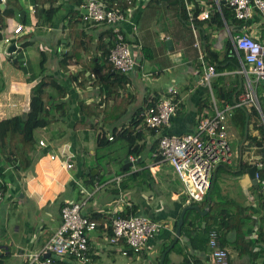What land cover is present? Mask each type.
Returning a JSON list of instances; mask_svg holds the SVG:
<instances>
[{"label":"crops","instance_id":"crops-1","mask_svg":"<svg viewBox=\"0 0 264 264\" xmlns=\"http://www.w3.org/2000/svg\"><path fill=\"white\" fill-rule=\"evenodd\" d=\"M1 1L4 5L3 8L0 6L1 12L11 7L13 13L11 17L2 14L0 17V121L26 114L31 92L44 77H51L66 90L64 101L68 111L42 129L44 131L34 132L36 146L27 170L5 167L1 179L4 195L0 203V258L6 259V264H26L29 254L42 253L59 226L61 208L75 202L84 204V215L100 217L98 227L88 237L90 261L85 264H161L162 257V264H211L209 247L204 251L195 250L190 240L195 241L199 231L204 230L206 220L203 217L211 206L213 182L221 166L213 170L210 189L201 202L186 203L185 192H178L169 185L173 180L169 173H173L165 164L162 171L166 179L159 191L147 169L154 162L152 154L157 149V138L151 130L137 128L138 115L169 88H175L179 110L164 129V134L193 133L198 121L207 114L204 110L209 109L203 101L211 100V96L208 87L198 82L202 70L193 67V54L189 52L193 44L185 39V30L192 31L200 50L217 57L215 61L220 63V70H215L217 76L212 80V90L216 92V84L231 87L236 83L238 86L239 79L242 81L236 74L239 65L235 53L231 45L228 48L229 34L234 37L246 33L262 42L263 19L257 14L244 21L234 18L238 22L224 23L221 33L212 18L218 11L213 0H131L125 13L123 32L137 65L128 75L114 71L109 80L104 81L102 74L107 73H103L102 44L107 51L111 32L108 27L81 20L85 14L82 8L85 0L78 4L69 0H41V5L35 0ZM96 1L106 5L111 0ZM77 11L78 15L74 14ZM202 12H208L209 18L194 20L191 24L188 13ZM154 15L158 17L154 18ZM73 21L77 23L73 24ZM18 26L23 30L14 35L13 30ZM6 37H12V43L5 44L3 39ZM26 41L31 44L24 48L22 45ZM12 45L15 47L11 52ZM66 55L71 57L65 59ZM210 62L213 61L209 58L208 64ZM185 64L186 69L182 68ZM78 73H82L81 80L74 79ZM180 76L186 82L184 88H178ZM164 81L168 82L165 84ZM156 85L158 91L154 89ZM48 93L57 95L53 90ZM89 104L92 109L87 113H93L91 117L81 113L80 108ZM227 124L228 130L233 126L240 138L238 120L230 118ZM98 125H102L106 139L104 145L97 147L115 143L116 152H121L115 157L119 172L111 163L93 169L85 166L81 155L87 143L84 136L86 130H94ZM105 127L109 130L105 131ZM258 132L253 120L248 125V135L260 141ZM110 135L114 138L112 141L107 140ZM40 141L44 143L43 147L39 145ZM129 145L135 146L134 153L125 158ZM239 147L240 143L237 151ZM242 148L243 156L238 154L234 158L237 163L233 172L237 173L239 184L231 185V194L237 203L221 198L214 200L241 218L242 235L223 229L219 243L228 253L229 264H264V242L258 237L264 215V194L247 174L253 166L245 164L249 151L254 157L259 155L254 153L255 148L250 149L246 140ZM125 160H128L126 165ZM2 161L0 157V166ZM65 162L71 163V169H66ZM125 177L131 181L125 183ZM208 199L210 205L207 208ZM190 206H197L200 213L186 210L185 213L189 212L186 228L176 237L175 223L178 224L182 209ZM131 213L148 216L161 224L162 229L140 255L128 252L124 256L122 248H112L105 238L111 232V219L117 215L128 217Z\"/></svg>","mask_w":264,"mask_h":264},{"label":"built area","instance_id":"built-area-1","mask_svg":"<svg viewBox=\"0 0 264 264\" xmlns=\"http://www.w3.org/2000/svg\"><path fill=\"white\" fill-rule=\"evenodd\" d=\"M218 10L221 7L229 9L238 21L251 19L254 14L260 15L264 21V0H213ZM130 4V3H128ZM86 13L82 16L84 23H91L108 27L113 36V46L110 49L109 60L114 71L120 75L130 74L137 65L131 54L130 46L123 32L126 15L120 9H107L103 3L96 0H85L82 6ZM209 18L208 12L194 15L188 13V19L205 21ZM18 26L13 30L14 35L22 32ZM264 36V32L262 34ZM230 43L238 61L236 74L242 78L241 92L233 105H219L214 97L211 81L217 76L215 67L206 62L207 55L200 50L198 43L194 44L199 50L198 59L202 68L199 79L201 86L208 87L211 96L213 113L202 117L193 133L180 136L166 135L164 129L170 124L172 117L179 110L180 101L177 99V90L169 88L166 93L153 100L138 115L137 128L151 130L157 138V149L152 154L154 162L147 166L155 187L161 190V184L166 179L162 165H167L173 175L187 189L186 203L201 202L211 186L212 172L216 167L229 165L234 156L241 154L242 150L232 152L227 141V121L233 116L236 109L248 110L254 108L260 115L256 120L258 128L264 126V117L257 95L258 87L261 88V99L264 107V40L260 42L256 37L242 33L232 37ZM12 37L3 39L5 44L12 42ZM253 76V78H251ZM259 134V132H258ZM108 141L113 140L110 135ZM41 147L43 142H39ZM250 152V151H249ZM248 152L245 164L255 166L254 178L264 194V177H261L263 165L261 157H254ZM54 159V157H51ZM66 169H71L70 162H65ZM1 182V180H0ZM3 198L0 190V203ZM84 204L66 203L60 210V223L51 239L44 246L42 253L27 256L26 264H85L90 261L88 246L89 234L98 227L82 213ZM162 229V225L153 221L148 216L131 215L128 217L116 216L111 219V234L107 238L108 244L122 248V255L128 252L140 255L147 243L155 238ZM215 233H211L209 246L213 249L211 264H228V253L218 247ZM48 258H42L43 254Z\"/></svg>","mask_w":264,"mask_h":264},{"label":"trees","instance_id":"trees-1","mask_svg":"<svg viewBox=\"0 0 264 264\" xmlns=\"http://www.w3.org/2000/svg\"><path fill=\"white\" fill-rule=\"evenodd\" d=\"M37 5H41V0H35ZM47 2H52V0H46ZM59 1V0H55ZM70 2H75L76 4L80 3V0H69ZM152 1V0H151ZM2 1L0 0V5ZM130 3V4H128ZM132 1L131 0H111L109 2H106V8L107 9H120L123 13H126L127 9L130 7ZM174 7L176 8V2L174 4ZM13 13L12 8H6L2 12L0 10V17L2 15L6 17H11ZM182 13V10H181ZM184 13V12H183ZM181 14L182 20L184 21V15ZM197 13V12H196ZM2 14V15H1ZM74 14L78 15V11L74 12ZM258 17L261 18L260 15ZM213 20L215 23L218 24V26L221 28L223 27L224 23L228 24V22L232 21L237 23L233 17V14L225 8L221 7V12L215 11L213 14ZM230 19V21H229ZM82 20V16H81ZM249 20V19H248ZM77 21H73V24H76ZM241 23V22H240ZM111 32V31H110ZM264 32V30H263ZM263 34V33H262ZM110 35V43H107V51H105V44H102L103 52H104V66H103V73L104 71L107 74H102V79L104 81H108L110 78V73L114 72V68L112 63L109 60L110 55V49L113 46V36L112 33H109ZM1 38V35H0ZM99 41V40H98ZM100 42H102V37L100 38ZM31 42H24L22 47L30 46ZM231 43H229L228 48H231ZM196 48V47H195ZM105 49V50H104ZM197 49V48H196ZM198 50V49H197ZM199 54V51H198ZM208 60L209 58L213 61L210 62V64L215 66V70H220V63L216 62L215 59L217 58L215 54H212L211 52H207ZM234 56V55H233ZM67 57H71L66 55L65 59ZM199 61V59H198ZM235 65L236 61L233 59L232 61ZM217 64V65H216ZM116 74V73H114ZM78 78H82V73H78L75 76V80H78ZM212 82V81H211ZM212 87V83H211ZM237 83L236 85H233L231 87H226L225 85L219 86L218 84L215 85L216 92L213 91L214 97L216 98V101L219 105L223 104H229L233 105V94L235 95V100L238 98L241 90L237 91ZM213 89V88H212ZM48 90H53L57 95L53 96L52 94L48 93ZM216 94V96H215ZM66 97V90L57 83L54 79L51 77H44L41 79V81L33 88L30 96L29 101V109L28 112L22 116H15L10 119L2 120L0 121V157H2L3 161L1 162L0 166V180L3 178V172L5 170L6 166H10L11 168H15L18 171H25L27 170L31 163H32V153L35 148V141H34V132L38 129H44L51 125L52 123L56 122L60 118V115L68 111V106L66 102L64 101V98ZM209 99V98H208ZM259 99V98H258ZM259 104L261 106L262 115L264 117V107L262 99H259ZM81 113H87L91 112L92 106L89 105H81L80 107ZM201 108V107H200ZM202 111V109H200ZM93 112V111H92ZM248 114V125L251 124V122L256 119H260V115L254 108L243 110V109H236L233 112L232 118H236L239 122V131H240V138L238 142L240 143L243 133H244V125H245V114ZM58 114V115H56ZM87 117H91L93 113H87ZM96 116H98V113H96ZM228 123V121H227ZM254 123L257 124L254 120ZM258 131L261 135V140H257L254 137L247 136L246 142L248 143V146L251 148H255L254 153L256 155H259L261 157V162L263 165V170L261 172V177H264V126L260 125L258 127ZM115 132V130H114ZM115 134V133H114ZM124 137V136H123ZM122 137V138H123ZM104 139L105 133L101 132V134L97 137V145L102 146L104 145ZM114 139V138H113ZM135 146H127L126 151L128 153H125V158H127V154L134 153ZM243 152V148H242ZM138 174V173H136ZM0 190L2 191V194L4 195V186L0 182ZM211 198V196H210ZM264 198V197H263ZM207 198L204 201V205L206 204ZM189 212L187 211L184 215L183 219V225L181 226V232L185 230L186 228V222H187V214ZM134 215V213H131ZM242 214V213H241ZM120 216V215H117ZM120 217H127L125 215H122ZM206 220V225L204 227V230L199 231L197 238L195 241L190 240L192 248L195 250H201L204 251L206 247H209L211 253V263L213 261L212 258V252L213 249L209 246L210 241V235L211 233H215V241L217 242V245L219 248L224 249L220 243L219 238L221 235V232L224 230L226 231H234L236 233L242 235L241 231V223L239 222L241 218L239 216L233 215L229 213V211L221 205V203L212 200L211 198V206L209 208L208 213L205 217H203ZM91 221L98 222L100 220L99 216H94L89 218ZM175 228L177 227V221L175 223ZM111 234V232H110ZM109 234V236H110ZM258 237L262 242H264V215L260 221L259 229H258ZM200 242L201 245H197V243ZM248 249V245L246 247ZM225 250V249H224ZM229 264V260H228Z\"/></svg>","mask_w":264,"mask_h":264},{"label":"rangeland","instance_id":"rangeland-1","mask_svg":"<svg viewBox=\"0 0 264 264\" xmlns=\"http://www.w3.org/2000/svg\"><path fill=\"white\" fill-rule=\"evenodd\" d=\"M157 17H158V15H154V18H157ZM229 21H230V19H229ZM229 23H231V21L228 22V24ZM185 31H187L185 39L188 41L189 44H193V47H192V45L189 47V52H191L193 54L192 55L193 60H194L193 67L197 71L201 72L200 62L198 61V57L196 55L197 49L194 47V44L197 40L195 39V35L192 33V31L190 32L189 29H187ZM217 31H219L221 33L224 32L223 28H218ZM196 33H198V32H196ZM232 34L237 35V33H235V32H232ZM186 66L187 65L185 64L182 66V68L186 69L187 68ZM174 72H176V70H174ZM251 78H253V76H251ZM164 82L166 84V82H168V81H164ZM185 84H186V82L184 81V78L180 76L178 79V83H177L178 88H181V87L184 88ZM154 89L158 91V89H159L158 85H156L154 87ZM257 95H258V98L261 99L262 93H261L260 87H258ZM203 104L207 105V107L209 106V109L208 110L206 109L204 111H206L208 116H211L213 113L211 100L206 99L203 101ZM231 127H232V129H230V130H232V132L230 130H228L227 141H228V144L230 146L231 151L235 152L236 148L239 145V142H238L239 135L234 130L233 126H231ZM102 128H103L102 125H98L95 127L94 130L93 129L86 130V135L84 136V139L86 140L87 143L85 144V147L81 152L82 159L85 163V166L90 168V169H93L96 166H104L105 164L111 163L112 166L117 170V172H119V164L117 165V163L115 162V157L117 155L121 154V152H119V153L116 152L117 145L115 143H112V144H107V146L104 148L97 147V144H96L97 143V137L102 132ZM104 129H105V131L109 130V128H106V127ZM41 130L42 129H38L36 131L39 132ZM42 131H44V130H42ZM82 133H83V130H82ZM80 137L83 139V136H80ZM234 158H236V156H234ZM234 158H233V160H234ZM236 163H237V161L234 160L232 165H229L227 167L221 166L218 169V172H217L215 179H214V182H213V194H212L213 200L221 198V200H224L225 202L226 201L230 202L231 200L234 202L237 201L234 198V195L231 194L232 193L231 188H233V186H231V185L238 186V184H239V181L237 182L238 175H237V173L233 172L234 169L236 168L235 167ZM165 168L166 167H164L163 169H165ZM169 174H170V177L173 178V180H171L169 185L172 188H174L175 190H177L178 192L182 191L183 193L185 192V194H186L187 189L180 183V181L177 178H175L171 173H169ZM129 181H131L129 177L124 178L125 183H128ZM210 182H211V180H210ZM80 191H82V189ZM5 199L6 198L3 199V204L6 201ZM105 242L108 244L106 238H105ZM108 245L111 246L112 248H115L114 246H112L110 244H108ZM73 263H77V262L74 261ZM0 264H6V259L0 258ZM77 264H80V263H77Z\"/></svg>","mask_w":264,"mask_h":264},{"label":"water","instance_id":"water-1","mask_svg":"<svg viewBox=\"0 0 264 264\" xmlns=\"http://www.w3.org/2000/svg\"><path fill=\"white\" fill-rule=\"evenodd\" d=\"M0 6H1V8L4 7L3 4H1ZM84 13H86V11H83V14H84ZM11 43H12V42H11ZM14 47H15V45H12V46L10 47V51H11V52H12V50L14 49ZM9 53H10V52H9ZM241 83H242V81H241V79H239V81H238L237 91L240 90V88H241ZM232 101H233V103H235V95H233V100H232ZM247 136H248V114L246 113V114H245L244 134H243V138H242V140H241V142H240V147H239V149H241V146H242V144L245 142V140L247 139ZM127 163H128V160H125V161H124V165H126ZM123 168L126 169V167H123ZM255 171H256V167H255V166H253V167H251L250 169L247 170V174H248L249 178L252 180V182H253L254 185L257 184V182H256V180H255V178H254ZM209 205H210V199H208V202H207V208H208ZM188 209H190V210H195V211H198V212L200 213V211L198 210V207H197V206H190V207L183 208L182 211H181V213H180V215H179V220H178V224H177V228H176V233H175V234H176V237H178L179 234H180L181 226H182V224H183L184 213H185V211L188 210ZM139 215H140V214H137L136 216H139ZM176 240H177V239L175 238V239H174V242H175ZM48 257H49V254H48V253L42 255V258H48ZM163 259H164V257H162V259H161V264H162V262H163Z\"/></svg>","mask_w":264,"mask_h":264},{"label":"clouds","instance_id":"clouds-1","mask_svg":"<svg viewBox=\"0 0 264 264\" xmlns=\"http://www.w3.org/2000/svg\"><path fill=\"white\" fill-rule=\"evenodd\" d=\"M207 55V54H206ZM207 58H208V56H207ZM206 62H207V64H208V60L206 59ZM208 65H210V64H208ZM213 66V65H212ZM215 67V66H214ZM201 70H202V68H201Z\"/></svg>","mask_w":264,"mask_h":264}]
</instances>
